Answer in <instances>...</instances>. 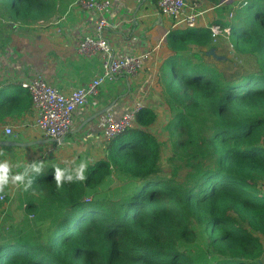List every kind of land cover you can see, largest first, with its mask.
<instances>
[{"label": "trees", "instance_id": "trees-1", "mask_svg": "<svg viewBox=\"0 0 264 264\" xmlns=\"http://www.w3.org/2000/svg\"><path fill=\"white\" fill-rule=\"evenodd\" d=\"M58 2L0 6L8 21L33 26L57 17ZM230 18L220 22L230 27V72L190 51L211 44L207 28L166 35L170 54L160 72L168 151L150 130L157 113L142 107L134 126L103 142L85 180L58 188L53 167L74 177L76 167L38 160L27 209L37 197L62 211L45 242L2 234L0 264H264V0H242ZM30 106L25 89L5 92L0 121L5 112L14 122ZM111 176L122 184L103 193Z\"/></svg>", "mask_w": 264, "mask_h": 264}, {"label": "crops", "instance_id": "crops-1", "mask_svg": "<svg viewBox=\"0 0 264 264\" xmlns=\"http://www.w3.org/2000/svg\"><path fill=\"white\" fill-rule=\"evenodd\" d=\"M109 1L110 7L105 12L109 25L103 30L104 38L115 56L146 55L138 75L133 78L119 76L103 83L97 95L76 110L72 128L61 140H48L25 147L10 144L0 146V150L15 152L29 148L39 149L38 147H42V150L45 147L50 150L64 148L67 153L74 154L76 160L88 165L89 161L102 156L101 149L105 139L101 131L106 108L112 106V115L119 117L132 107L139 106L148 107L157 113L158 120L150 126V130L164 143L165 153L168 151L170 142L166 122L169 110L160 67L170 54L166 46L167 33L170 29L185 28L173 27L170 19L159 13L158 0ZM190 1L187 3L198 4L203 10L195 28H206L209 24H220L221 21L228 24L232 19L229 13L234 14L242 0ZM56 6L59 15L48 22L33 25L35 29L11 34L0 27V97L5 92L11 94L23 89L20 82L33 74L41 75L48 83L67 93L99 73L101 55L85 58L76 50L80 38L93 32L96 13L82 10L74 5V0H59ZM227 39L229 43V38ZM222 41L219 38V41L211 42L207 47L191 45L190 49L196 48L212 58L206 51L213 48L215 54L219 55ZM34 115L32 103L30 110L21 114L14 122L4 112V122L0 121V141L48 139L35 129ZM7 126L12 128L11 135L4 132ZM13 164L12 161L11 165ZM15 165L23 166L21 161L15 162L14 167Z\"/></svg>", "mask_w": 264, "mask_h": 264}, {"label": "built area", "instance_id": "built-area-1", "mask_svg": "<svg viewBox=\"0 0 264 264\" xmlns=\"http://www.w3.org/2000/svg\"><path fill=\"white\" fill-rule=\"evenodd\" d=\"M158 11L170 19L173 27L195 28L203 10L198 4H189L187 0H158ZM75 4L82 10L96 13L94 29L90 34L84 35L78 41L77 53L85 58L101 55L99 73L86 83L72 88L64 93L56 86L48 83L41 75L33 74L20 82L30 95L34 110V127L43 136L61 140L72 128L73 115L76 110L97 95L100 86L115 77H136L145 63V54H127L115 56L111 53L110 45L104 38L103 30L109 25L105 12L110 7L109 0H75ZM229 17L232 14L229 13ZM42 23V21H40ZM210 31L211 41L217 42L219 38H228L229 26L218 23L206 27ZM231 46V44H230ZM112 106L106 108L105 121L102 126V137L107 140L119 132L136 124V117L140 110L134 106L119 117L112 115ZM5 134L11 135L12 128H4ZM7 198L0 194V200ZM8 199V198H7Z\"/></svg>", "mask_w": 264, "mask_h": 264}, {"label": "rangeland", "instance_id": "rangeland-1", "mask_svg": "<svg viewBox=\"0 0 264 264\" xmlns=\"http://www.w3.org/2000/svg\"><path fill=\"white\" fill-rule=\"evenodd\" d=\"M187 2L191 1L187 0ZM7 18H9L7 11L0 6V27H2L4 29L3 31H5L6 33H22L23 31H26L28 29L36 28L35 26H21L18 24L15 25L12 21H8ZM220 39H222L223 41L220 45L219 55L217 54L218 57H212V59L216 60L217 65L220 69L230 72L234 69V67H232L230 63L231 60H234V56H231L232 47L229 45L227 38ZM190 51L192 53H199L196 48H191ZM183 131H181L180 129L182 136H184L185 134ZM38 148L39 149H22L15 152L4 151L6 153V157H0V159L7 158L10 164L12 161H14V164L17 161L22 162V169H19L17 167L19 165H15V167L14 164L12 165L13 173L22 171L24 166L29 162H38V160L42 158L55 159L60 162L66 161L64 163H71L76 168L80 163H84L76 160L75 155L67 153L64 148L58 149L59 151L56 149L50 150L48 147H45L44 150H42V147ZM165 156L166 155L164 151H162L160 159L162 160L163 158H165ZM170 166V164H168L167 167L164 166V173L171 168ZM184 171L185 168H182L181 174H183ZM111 178H113V181L108 188L102 189L103 193L104 191H111L113 187L118 188L121 186V180L115 179L113 176H111ZM0 194H5V196H7L8 198L0 200V236L2 234H8V236L10 237H26L29 242H45L62 209L53 204L43 203L37 197H35V205L27 209V200L30 198V196L26 193L25 188L22 187V184L10 182L5 187L4 191L0 192ZM260 238L264 241L263 235H260Z\"/></svg>", "mask_w": 264, "mask_h": 264}, {"label": "clouds", "instance_id": "clouds-1", "mask_svg": "<svg viewBox=\"0 0 264 264\" xmlns=\"http://www.w3.org/2000/svg\"><path fill=\"white\" fill-rule=\"evenodd\" d=\"M0 157H6V153L0 150ZM19 167V166H17ZM87 165L85 163H80L75 169V177L68 173L66 174L65 169H61L59 166L53 167L54 181L57 187H61L63 182L67 180L68 182L73 181V179L83 181L86 179L84 172ZM13 166L9 163L7 158L0 159V192H3L5 187L10 183L24 184L25 190L31 186L32 180L30 178L31 173L40 174L42 172V165L37 162H29L24 166L22 171H17L13 173ZM27 178V183L25 180Z\"/></svg>", "mask_w": 264, "mask_h": 264}, {"label": "water", "instance_id": "water-1", "mask_svg": "<svg viewBox=\"0 0 264 264\" xmlns=\"http://www.w3.org/2000/svg\"><path fill=\"white\" fill-rule=\"evenodd\" d=\"M207 55H211L215 58H217L218 56L215 54V51L213 48H210L208 51H206ZM48 140H55L53 138H48V139H43V140H35V141H28V142H19V141H0V146H4V145H10L13 144L15 146H21V147H25V146H29L32 144H36V143H41V142H46Z\"/></svg>", "mask_w": 264, "mask_h": 264}]
</instances>
